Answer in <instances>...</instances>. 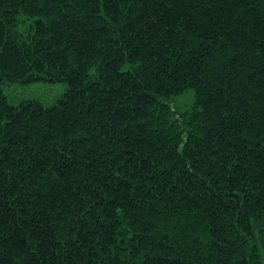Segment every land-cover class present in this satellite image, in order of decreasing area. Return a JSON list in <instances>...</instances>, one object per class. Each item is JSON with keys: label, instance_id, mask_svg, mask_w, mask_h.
<instances>
[{"label": "trees", "instance_id": "16d2710c", "mask_svg": "<svg viewBox=\"0 0 264 264\" xmlns=\"http://www.w3.org/2000/svg\"><path fill=\"white\" fill-rule=\"evenodd\" d=\"M0 264H264V0H0Z\"/></svg>", "mask_w": 264, "mask_h": 264}, {"label": "rangeland", "instance_id": "374dc122", "mask_svg": "<svg viewBox=\"0 0 264 264\" xmlns=\"http://www.w3.org/2000/svg\"><path fill=\"white\" fill-rule=\"evenodd\" d=\"M2 89L10 104H17L22 100L36 99L44 106H51L57 98L65 91L64 82L35 81L32 83H21L18 81H5ZM193 99L192 89L172 99L175 106L186 109Z\"/></svg>", "mask_w": 264, "mask_h": 264}]
</instances>
